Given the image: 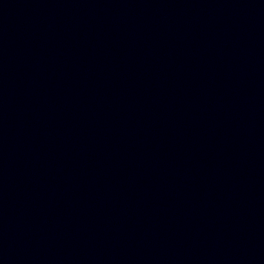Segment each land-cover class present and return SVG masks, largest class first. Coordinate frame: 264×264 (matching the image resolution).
<instances>
[{
	"label": "water",
	"instance_id": "water-1",
	"mask_svg": "<svg viewBox=\"0 0 264 264\" xmlns=\"http://www.w3.org/2000/svg\"><path fill=\"white\" fill-rule=\"evenodd\" d=\"M0 264H264V0H0Z\"/></svg>",
	"mask_w": 264,
	"mask_h": 264
}]
</instances>
